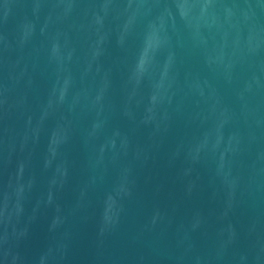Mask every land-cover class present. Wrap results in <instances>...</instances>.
Segmentation results:
<instances>
[{
  "label": "water",
  "instance_id": "95a60500",
  "mask_svg": "<svg viewBox=\"0 0 264 264\" xmlns=\"http://www.w3.org/2000/svg\"><path fill=\"white\" fill-rule=\"evenodd\" d=\"M0 264H264V0H0Z\"/></svg>",
  "mask_w": 264,
  "mask_h": 264
}]
</instances>
